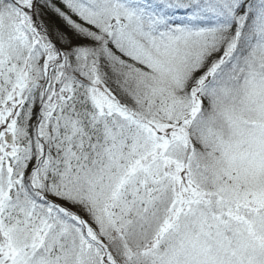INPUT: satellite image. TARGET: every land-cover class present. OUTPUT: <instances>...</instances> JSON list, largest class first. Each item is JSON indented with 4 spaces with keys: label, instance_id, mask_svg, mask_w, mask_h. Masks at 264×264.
Masks as SVG:
<instances>
[{
    "label": "snow or ice",
    "instance_id": "1",
    "mask_svg": "<svg viewBox=\"0 0 264 264\" xmlns=\"http://www.w3.org/2000/svg\"><path fill=\"white\" fill-rule=\"evenodd\" d=\"M0 264H264V0H0Z\"/></svg>",
    "mask_w": 264,
    "mask_h": 264
}]
</instances>
